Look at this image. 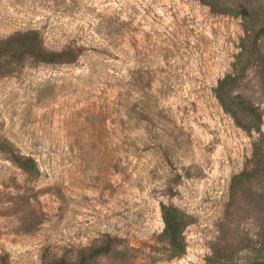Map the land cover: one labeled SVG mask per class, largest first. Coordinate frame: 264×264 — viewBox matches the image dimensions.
<instances>
[{"label":"rangeland","instance_id":"rangeland-1","mask_svg":"<svg viewBox=\"0 0 264 264\" xmlns=\"http://www.w3.org/2000/svg\"><path fill=\"white\" fill-rule=\"evenodd\" d=\"M261 28L264 0H0V43L36 33L44 51L76 56L3 64L0 146L33 157L39 173L0 150V264L76 261L110 242L90 264L254 259L264 171L240 176L264 152V37L256 67L244 49ZM229 74L259 108V129L218 102ZM164 204L189 222L179 257Z\"/></svg>","mask_w":264,"mask_h":264},{"label":"trees","instance_id":"trees-1","mask_svg":"<svg viewBox=\"0 0 264 264\" xmlns=\"http://www.w3.org/2000/svg\"><path fill=\"white\" fill-rule=\"evenodd\" d=\"M210 5H212L215 11L217 10L220 13L229 11V8L226 6L220 9L213 3H210ZM263 37L264 28H261L256 32L251 46L244 48L245 53H248V56L250 54L248 63L251 67H256L255 61L261 59L259 42ZM27 56L45 63H72L76 59V56L70 51L54 53L44 51L36 33H25L0 43V75L3 73V64H5L8 58L22 62ZM239 79H241L240 75L229 74L218 81L213 91L222 108L235 120L237 125L252 132L259 129L262 115L258 107L234 94ZM0 150L9 152L17 165L26 172L31 174L39 173V167L33 157L17 154L4 145L0 146ZM254 164L256 165L255 171L242 174L240 176L241 179L249 182L264 171V152H261V150L255 154ZM162 214L165 222L163 236L170 245L173 254L179 257L186 251L185 229L189 222L186 220L185 215L175 206L162 205ZM111 245L112 243L110 242L104 246L83 250L80 258L76 261H68L62 258L49 264H90L98 257L107 254L111 249ZM256 249L257 254L255 258L249 260L247 264H264V246L260 245Z\"/></svg>","mask_w":264,"mask_h":264}]
</instances>
